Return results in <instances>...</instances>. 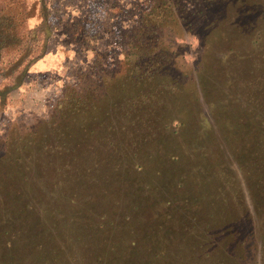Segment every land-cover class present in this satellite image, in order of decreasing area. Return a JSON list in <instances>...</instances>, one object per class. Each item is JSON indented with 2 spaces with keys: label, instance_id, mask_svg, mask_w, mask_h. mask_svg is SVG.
I'll list each match as a JSON object with an SVG mask.
<instances>
[{
  "label": "rangeland",
  "instance_id": "1",
  "mask_svg": "<svg viewBox=\"0 0 264 264\" xmlns=\"http://www.w3.org/2000/svg\"><path fill=\"white\" fill-rule=\"evenodd\" d=\"M150 1L0 0L23 11L34 60L0 100V134L57 120L81 72L119 66ZM207 12L174 36L178 102L155 94L130 119L101 99L42 157L0 146V264H264V0Z\"/></svg>",
  "mask_w": 264,
  "mask_h": 264
},
{
  "label": "trees",
  "instance_id": "2",
  "mask_svg": "<svg viewBox=\"0 0 264 264\" xmlns=\"http://www.w3.org/2000/svg\"><path fill=\"white\" fill-rule=\"evenodd\" d=\"M217 1L151 0L141 12L139 23L128 34L124 56L118 67L99 64L100 71H97L96 75L81 72L79 82L83 84L66 86L62 95L55 101L50 117L57 120H43V123L32 124L24 130L17 129L18 124L15 122L8 127L13 129L15 126L12 133L11 129L6 135L0 134V146L7 151L12 148L23 154L32 151L33 158L42 157L46 152L44 139H57L59 142H55V145H64L61 136L75 134L81 127L77 113L82 107H93L101 99H106L120 108L123 114L130 116V119H134L132 114L141 105L152 111L153 106L158 104L153 98L155 94L159 100L161 96L159 93L174 92L175 100L178 102L184 88L181 79L188 72L184 71L185 66L178 58L174 36L181 29L185 31L193 29V19H189L191 17L198 18L197 25H200L211 5ZM187 2H192V5L189 7ZM12 8L13 3L7 2L5 7L3 5L0 7L1 101L11 89L22 83L29 64L34 61H31L32 57L26 58L30 54L28 53L30 44L33 45L32 38L18 26V13L23 11ZM30 13L26 12L25 15L28 16ZM42 19L43 16L41 21ZM39 26L37 25L40 30L43 29ZM46 27L48 28V25ZM34 33L35 28L31 35ZM11 54L13 60L9 66H3L6 57ZM28 60L31 62H27ZM174 68L179 70L176 76H172L170 72ZM196 76L198 79L193 85L206 87L203 79L206 76L200 74V70ZM8 77L9 80L11 78L10 83L1 82ZM193 90L196 91L194 88ZM186 116L191 117V112L186 110ZM11 141L16 143L11 144Z\"/></svg>",
  "mask_w": 264,
  "mask_h": 264
}]
</instances>
